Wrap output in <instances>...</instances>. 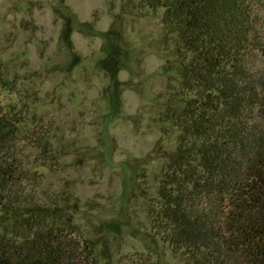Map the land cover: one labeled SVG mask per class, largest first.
Instances as JSON below:
<instances>
[{
	"label": "rangeland",
	"instance_id": "obj_1",
	"mask_svg": "<svg viewBox=\"0 0 264 264\" xmlns=\"http://www.w3.org/2000/svg\"><path fill=\"white\" fill-rule=\"evenodd\" d=\"M163 16L142 0H0V104L41 174L28 190L72 214L107 264H185L150 215L180 133L162 120L181 80Z\"/></svg>",
	"mask_w": 264,
	"mask_h": 264
},
{
	"label": "trees",
	"instance_id": "obj_2",
	"mask_svg": "<svg viewBox=\"0 0 264 264\" xmlns=\"http://www.w3.org/2000/svg\"><path fill=\"white\" fill-rule=\"evenodd\" d=\"M142 2L164 9L181 55L162 113L180 133L150 209L154 233L185 264H264V0ZM22 122L0 104V264H107L60 203L32 198L41 174L23 155ZM48 143L42 135L43 152Z\"/></svg>",
	"mask_w": 264,
	"mask_h": 264
}]
</instances>
